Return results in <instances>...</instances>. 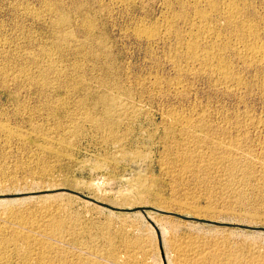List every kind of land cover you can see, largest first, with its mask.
I'll list each match as a JSON object with an SVG mask.
<instances>
[{
  "label": "rangeland",
  "instance_id": "374dc122",
  "mask_svg": "<svg viewBox=\"0 0 264 264\" xmlns=\"http://www.w3.org/2000/svg\"><path fill=\"white\" fill-rule=\"evenodd\" d=\"M230 1L0 0V264H264V0Z\"/></svg>",
  "mask_w": 264,
  "mask_h": 264
},
{
  "label": "bare ground",
  "instance_id": "6f19581e",
  "mask_svg": "<svg viewBox=\"0 0 264 264\" xmlns=\"http://www.w3.org/2000/svg\"><path fill=\"white\" fill-rule=\"evenodd\" d=\"M196 1H199L200 2V0H196ZM203 1V0H202ZM207 1V0H206ZM195 2V1H194ZM198 2V3H199ZM239 2V1H238ZM203 3V2H202ZM227 6V8H226V11H224L225 13V15H226V18H227V21H229V22H231V23H229V24H231L232 25V23L235 25V21L237 20L238 21V19H239V17H241V14L243 13V12H241V10H240V8H239V3L237 4L236 3V0H231L230 2H229V4L228 5H226ZM243 16V15H242ZM242 18V17H241ZM240 18V19H241ZM244 18V17H243ZM242 18V19H243ZM237 23V22H236ZM255 26V25H254ZM243 28V27H242ZM245 28V29H244ZM243 29L245 30H243L244 31V34H245V36H247V37H249V38H254L257 34H256V29L257 28H253L252 26H248V27H244ZM255 29V30H254ZM257 31H258V29H257ZM206 34H209V32H208V30H206V32H205ZM211 33H212V29H210V35H211ZM213 35H214V32L212 33ZM260 34V33H259ZM256 38V37H255ZM254 38V39H255ZM258 38H259V35H258ZM246 40V39H245ZM256 41H257V39H256ZM249 43H251V41L249 42ZM244 44V43H243ZM262 45V44H261ZM261 45H259L257 42H254V41H252V43L251 44H245L242 48H241V50H240V52L242 53V54H244V56L243 57H245V56H250V57H252L253 59H256L257 60V62H260V64H264V46H261ZM264 45V44H263ZM239 52V53H240ZM240 53V54H241ZM242 56V55H241ZM249 57V58H250ZM246 58V57H245ZM251 58V59H252ZM250 59V60H251ZM256 62V63H257ZM254 64V63H253ZM259 63H257V65H258ZM259 64V65H260ZM223 65H221V66H219L218 67V71L220 72V73H222V74H224V75H227L226 73V71H224V67H222ZM226 67V66H225ZM226 72V73H225ZM223 76V75H222ZM229 76V75H228ZM224 77V76H223ZM227 80H228V78H226ZM225 79V80H226ZM228 82V81H227ZM2 129H5V130H8L9 131V129H7L5 126H2Z\"/></svg>",
  "mask_w": 264,
  "mask_h": 264
}]
</instances>
